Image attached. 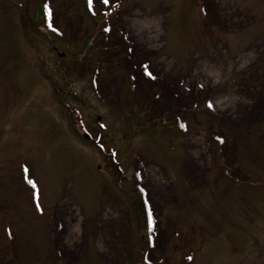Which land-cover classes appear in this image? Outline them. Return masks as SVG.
Masks as SVG:
<instances>
[{"label":"rangeland","instance_id":"1","mask_svg":"<svg viewBox=\"0 0 264 264\" xmlns=\"http://www.w3.org/2000/svg\"><path fill=\"white\" fill-rule=\"evenodd\" d=\"M0 264H264V0H0Z\"/></svg>","mask_w":264,"mask_h":264},{"label":"trees","instance_id":"2","mask_svg":"<svg viewBox=\"0 0 264 264\" xmlns=\"http://www.w3.org/2000/svg\"><path fill=\"white\" fill-rule=\"evenodd\" d=\"M82 3L84 4V7H85L86 11H90L91 0H82ZM47 12H48V10L42 8V10H41V17H42V19H44V15H46ZM45 27L52 33L51 35H53V37L55 39H57V38L60 37V35L58 34V32L52 28V26H51L50 23H47L45 25ZM89 42L90 41H88V43H87L88 46L91 45V44L89 45Z\"/></svg>","mask_w":264,"mask_h":264},{"label":"snow or ice","instance_id":"3","mask_svg":"<svg viewBox=\"0 0 264 264\" xmlns=\"http://www.w3.org/2000/svg\"><path fill=\"white\" fill-rule=\"evenodd\" d=\"M104 3H106V4L109 3V0H104ZM209 107H211V105H209ZM149 220L151 221V213H149Z\"/></svg>","mask_w":264,"mask_h":264},{"label":"water","instance_id":"4","mask_svg":"<svg viewBox=\"0 0 264 264\" xmlns=\"http://www.w3.org/2000/svg\"><path fill=\"white\" fill-rule=\"evenodd\" d=\"M60 57H64V54L63 55H60ZM86 137H88L87 135H86ZM89 138V137H88Z\"/></svg>","mask_w":264,"mask_h":264}]
</instances>
